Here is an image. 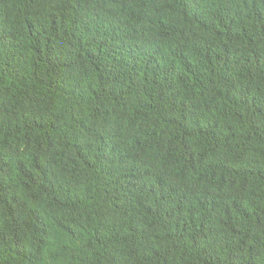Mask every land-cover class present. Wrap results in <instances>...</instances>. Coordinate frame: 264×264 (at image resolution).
I'll list each match as a JSON object with an SVG mask.
<instances>
[{"label":"trees","instance_id":"trees-1","mask_svg":"<svg viewBox=\"0 0 264 264\" xmlns=\"http://www.w3.org/2000/svg\"><path fill=\"white\" fill-rule=\"evenodd\" d=\"M0 264H264V0H0Z\"/></svg>","mask_w":264,"mask_h":264}]
</instances>
